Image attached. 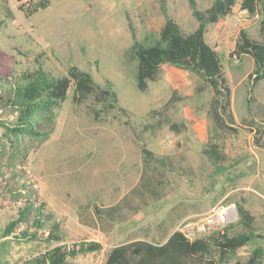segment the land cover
Listing matches in <instances>:
<instances>
[{"label":"rangeland","instance_id":"374dc122","mask_svg":"<svg viewBox=\"0 0 264 264\" xmlns=\"http://www.w3.org/2000/svg\"><path fill=\"white\" fill-rule=\"evenodd\" d=\"M165 1L168 15L184 33L197 27L187 0ZM196 2L204 10L212 0ZM7 6L13 19L5 16ZM0 19H5L0 26V76L37 68L68 75L75 66L89 73L97 86L116 94L111 108L96 101L94 94L76 103L73 88L69 89L50 137L29 152L14 178L13 169H2L0 231L17 217L20 202L10 200L13 191L29 189L35 207L44 202L41 213L52 214L49 221L39 212L32 213L12 233L0 237L9 241L3 254L9 263L59 243L97 240L103 245L101 251L79 254L73 263L103 264L111 247L132 239L156 236L165 241L176 229L190 239L205 236L237 219L234 201L241 197L254 216L255 232L262 236L256 245L264 248V78L250 90L248 74L255 67L254 58L234 54L241 29L250 39L263 40L260 11L249 16L236 5L230 17L208 25L205 35L222 55L231 89L234 122L233 130L220 132L227 157L221 171L202 153L213 124L208 113L213 93L208 85L193 73L165 64L154 80L147 81L146 90L136 87L130 25L142 45L154 43L164 23L158 0H49L46 8L31 16L18 9L16 0H0ZM199 86L202 90L196 91ZM171 96L166 109L163 105ZM15 115L0 106L1 122L13 121ZM172 123L179 130L171 128ZM143 148L167 157L171 164L145 168ZM147 178L156 193L141 186ZM135 187L140 192H132ZM116 204L114 218L95 213V206ZM217 209H224L223 226L206 222ZM37 219L45 227L35 226ZM54 222L63 237L60 242L47 239ZM252 248L245 245L236 257L219 264H235L237 258L245 262ZM214 255L218 261L219 252Z\"/></svg>","mask_w":264,"mask_h":264},{"label":"trees","instance_id":"16d2710c","mask_svg":"<svg viewBox=\"0 0 264 264\" xmlns=\"http://www.w3.org/2000/svg\"><path fill=\"white\" fill-rule=\"evenodd\" d=\"M18 9L26 16H31L39 9L46 8L49 0H16ZM159 7L164 17V23L159 31L158 39L148 45H142L136 37L134 28L130 25L132 43L137 59L135 84L139 91L146 90L148 80H154L160 67L167 64L195 74L203 83L212 90L209 115L212 127L208 131V137L202 148V153L215 167L216 171L224 169L226 154L221 148L220 132L233 130L230 126L234 122L231 109V89L225 76L222 55L217 46L209 44L205 35L210 24L230 17L234 7L249 16H255L259 11L263 15L260 21V29L264 35V0H212L209 7L201 10L197 7L196 0H187L191 14L197 21V27L190 33H184L177 22L167 12L166 1L158 0ZM5 16L13 19L9 7H6ZM5 19H0V26ZM236 57L247 54L254 58L255 67L248 78L251 79V89L264 78V38L261 41L250 39L246 30L239 31L235 44ZM231 55V54H230ZM233 56V55H231ZM73 88V99L81 103L90 94L98 102L113 107L116 94L108 88H100L95 84L90 74L71 67L68 75H56L50 71L37 69H24L10 76H0V106L16 112L13 121H0L3 127L0 135V175H3L4 167L13 169V178L16 176V168L24 166L31 150L38 148L51 135L54 129L57 111L66 100L68 90ZM197 87L196 91H201ZM173 96L163 105L169 109ZM171 128L179 130L177 123H172ZM142 157L145 168L150 164H160L168 167L171 161L164 156L156 155L153 151L143 148ZM146 172V171H145ZM141 186L151 194L156 193L150 180L141 181ZM138 187L132 189L136 192ZM30 190L23 193L10 192L12 202H20L17 209V217L11 219L1 229L0 237H6L13 232L15 226L25 221L30 214L41 213L45 205L35 203L28 195ZM140 192V191H137ZM26 197L20 201V198ZM237 219L226 224L222 230H214L208 235L190 239L186 234L176 229L165 241L156 236L149 239H132L125 243L114 245L107 253L103 264H219L226 257H236L238 250L245 245H253L248 259L243 262L239 258L235 264H260L264 256V248L256 245L262 237L254 230V216L245 206V198L234 201ZM99 216L114 218L119 206L94 207ZM43 218L52 219L51 213H41ZM41 221V222H40ZM42 219L34 220V225L45 227ZM235 232H231L235 227ZM58 223H53L49 229L47 239L60 242L63 237L58 233ZM28 236L27 232L23 233ZM34 237V235H31ZM8 240L0 241V264H11L4 257L7 252ZM103 248L100 241H79L67 245L59 243L46 248L37 255L16 262L15 264H74L73 258L79 254L99 252ZM215 251L219 252V259L215 257Z\"/></svg>","mask_w":264,"mask_h":264},{"label":"built area","instance_id":"2783aa9c","mask_svg":"<svg viewBox=\"0 0 264 264\" xmlns=\"http://www.w3.org/2000/svg\"><path fill=\"white\" fill-rule=\"evenodd\" d=\"M219 41H223V37H220ZM226 217L224 215V209H217L213 210V212H210L206 217V222L208 224L216 223L217 225L223 226L226 222Z\"/></svg>","mask_w":264,"mask_h":264},{"label":"crops","instance_id":"0c3cea01","mask_svg":"<svg viewBox=\"0 0 264 264\" xmlns=\"http://www.w3.org/2000/svg\"><path fill=\"white\" fill-rule=\"evenodd\" d=\"M186 9H187V7H186ZM188 11V10H187ZM163 25V24H162ZM162 27V26H161ZM161 29V28H160Z\"/></svg>","mask_w":264,"mask_h":264}]
</instances>
